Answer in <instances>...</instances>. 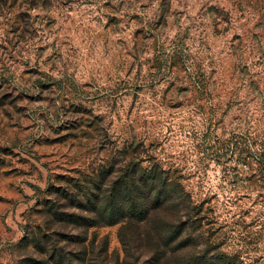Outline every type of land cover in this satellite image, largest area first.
I'll return each instance as SVG.
<instances>
[{
    "label": "rangeland",
    "instance_id": "obj_1",
    "mask_svg": "<svg viewBox=\"0 0 264 264\" xmlns=\"http://www.w3.org/2000/svg\"><path fill=\"white\" fill-rule=\"evenodd\" d=\"M260 152L264 0H0V264H149L58 218L132 157L203 203L208 263L264 264Z\"/></svg>",
    "mask_w": 264,
    "mask_h": 264
},
{
    "label": "trees",
    "instance_id": "obj_2",
    "mask_svg": "<svg viewBox=\"0 0 264 264\" xmlns=\"http://www.w3.org/2000/svg\"><path fill=\"white\" fill-rule=\"evenodd\" d=\"M131 147L126 146L125 158L133 153ZM259 155L264 169V152ZM133 158L117 169L113 164L100 166L89 180L74 186L68 205L81 213L59 220L85 227L120 224L119 241L126 255H133L132 244L137 243L138 257H149V264H210L205 250H196L203 244V203L193 200L175 170L155 161L135 165ZM222 260L235 264L233 257Z\"/></svg>",
    "mask_w": 264,
    "mask_h": 264
}]
</instances>
